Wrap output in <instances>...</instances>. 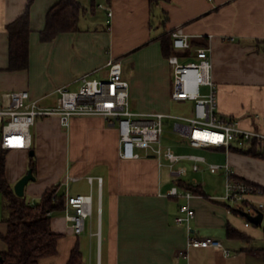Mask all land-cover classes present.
Wrapping results in <instances>:
<instances>
[{"label":"crops","instance_id":"0c3cea01","mask_svg":"<svg viewBox=\"0 0 264 264\" xmlns=\"http://www.w3.org/2000/svg\"><path fill=\"white\" fill-rule=\"evenodd\" d=\"M58 1L35 0L30 66L9 70L7 24L25 11L28 0H0L1 91L29 90L42 106H51L58 99L59 86L78 89V78L89 72L104 78L108 61L117 58L130 82L133 109L172 114L176 101L172 98L173 72L160 36L183 26L195 43L193 56L198 47L212 45L220 113L264 131V0H160L154 8L150 0H79L85 8L80 30L44 42L40 31L48 10ZM164 134V144L177 153L229 162L238 176L262 190L251 195L252 202L264 203V144L250 142L243 150L236 145L230 149L194 147L178 132L174 143L166 141ZM32 135L36 172L26 186L28 199L40 200L55 184H61V192L92 193L94 197L93 216L79 235L64 209L53 216L54 230L63 234L59 251L39 264H67L77 243L84 264H264V219L261 224L247 225L250 220L245 211L237 212L213 198L224 193L225 174L218 172L217 185L205 184L201 173H212L207 163H201L199 171L194 170L192 160L179 163L188 168L182 179L201 185L210 196L196 194L190 199L196 210L192 234L221 239L231 255L216 247H188V230L176 221L180 204L187 200L167 194L175 180L166 161L160 164L154 155L122 158L119 132L106 117L74 116L65 127L58 115L40 116ZM31 149L8 151L6 173L12 184L28 172ZM88 176H102V186L97 180L91 184ZM81 182L84 190L75 187ZM229 227L245 236L230 237ZM7 230L8 224L0 218V232ZM7 249L0 236V251Z\"/></svg>","mask_w":264,"mask_h":264},{"label":"built area","instance_id":"2783aa9c","mask_svg":"<svg viewBox=\"0 0 264 264\" xmlns=\"http://www.w3.org/2000/svg\"><path fill=\"white\" fill-rule=\"evenodd\" d=\"M100 6L103 7L102 4ZM172 37L175 49L183 52L192 48L191 34L183 26L172 30ZM212 53V45L208 44L198 47L193 57L180 53L168 57L173 72L172 98L193 102L190 116L135 111L130 99V82L124 75L122 61L117 58L108 61V75L104 78L95 77L89 72L78 78L81 82L78 89L59 86L56 89L58 99L51 106H42L39 99L31 96L29 90H0V152L30 149L33 144L32 127L40 116L58 115L62 125L69 127L74 116L100 115L117 127L122 158L136 159L154 155L160 160V164H163L162 160L166 161L174 180L181 179L188 173L187 166L179 164L182 160H192L196 171L201 170V163H207L212 173L225 174L224 193L213 198L251 214L264 211L263 202L254 204L250 198L262 190L238 176L229 162H208L203 155L180 154L173 146L163 142L165 119L174 118L177 120L175 131L186 137L194 147L218 146L230 149L234 145L243 147L250 141L264 144V131L245 127L239 119L220 113ZM88 179L91 184L97 180L100 187L104 180L102 176H88ZM167 194L187 200L180 204L176 221L188 230V247H216L225 255L232 254V250L221 239L192 234L196 219V210L190 203V199L196 195L192 190L175 182ZM98 211L102 212L101 204ZM64 213L73 231L78 235L83 233L87 220L94 213L93 194H72L67 191ZM250 223L251 221H247L246 224ZM98 235L101 236L100 230Z\"/></svg>","mask_w":264,"mask_h":264},{"label":"trees","instance_id":"16d2710c","mask_svg":"<svg viewBox=\"0 0 264 264\" xmlns=\"http://www.w3.org/2000/svg\"><path fill=\"white\" fill-rule=\"evenodd\" d=\"M159 1L150 0L152 8ZM34 2L35 0H28L25 11L7 24L9 70H22L30 66L31 12ZM84 11L85 8L79 0H59L47 12L46 25L40 31L41 40L49 42L63 32L80 30V20ZM160 40L163 54L167 59L174 53L193 57L192 48L183 52L174 48L172 31L161 35ZM193 45L195 43L192 40ZM250 142L254 145L259 144L256 141ZM31 148L34 149L33 144ZM240 149L243 150L244 146ZM8 151L0 152V194L4 197L2 219L8 224L7 233L0 232V236L8 246L6 251H0V264H39L42 259L52 257L59 251V242L63 234L54 230L52 213L65 208L66 193L61 192V184H55L47 188L39 202L35 204L29 201L26 193L23 196L18 195L6 173ZM30 167L35 175V154L31 155ZM175 182L181 187L192 190L194 194L210 198L199 184L190 183L182 178ZM235 210L242 211L238 208ZM228 235L245 236L232 227L228 228ZM67 264H84L79 243L72 249Z\"/></svg>","mask_w":264,"mask_h":264},{"label":"rangeland","instance_id":"374dc122","mask_svg":"<svg viewBox=\"0 0 264 264\" xmlns=\"http://www.w3.org/2000/svg\"><path fill=\"white\" fill-rule=\"evenodd\" d=\"M192 107H193V102L190 101H174L173 102V106H172V114L174 115H185V116H190L192 115ZM177 120L174 118H166L165 119V134H164V138L166 141L174 143L177 141L178 136L176 134V131L174 129L175 126V122ZM34 131V130H33ZM31 169V167L29 168ZM219 175V173H210V172H206V173H201L200 177L201 180H203L205 182V184H208L210 187L211 185H217L218 181H217V176ZM167 177V175H165ZM84 182H81L77 185H75V187H79L84 190ZM13 186L15 187V184H13ZM214 190V189H211ZM87 191V190H85ZM28 196V194H27ZM30 202L32 203H38L39 202V198H32L30 197L29 199ZM3 203H4V197L3 195L0 194V218L2 219L3 217ZM60 215L59 211H56V213L53 215L54 217Z\"/></svg>","mask_w":264,"mask_h":264},{"label":"water","instance_id":"95a60500","mask_svg":"<svg viewBox=\"0 0 264 264\" xmlns=\"http://www.w3.org/2000/svg\"><path fill=\"white\" fill-rule=\"evenodd\" d=\"M31 155L34 154V149H31L30 152ZM35 179V175L33 173V169H29L28 172L22 176L16 183H15V192L20 195L23 196L26 192V186L27 184L30 182V180ZM244 215L247 216V218L255 223V224H261L263 222L264 219V211L263 210H259V212L257 214H251L249 212H243Z\"/></svg>","mask_w":264,"mask_h":264}]
</instances>
